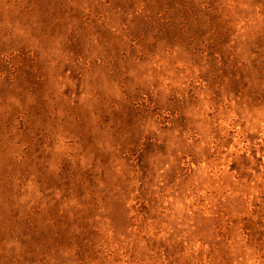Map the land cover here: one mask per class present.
Wrapping results in <instances>:
<instances>
[{"label": "rangeland", "instance_id": "374dc122", "mask_svg": "<svg viewBox=\"0 0 264 264\" xmlns=\"http://www.w3.org/2000/svg\"><path fill=\"white\" fill-rule=\"evenodd\" d=\"M0 264H264V0H0Z\"/></svg>", "mask_w": 264, "mask_h": 264}]
</instances>
